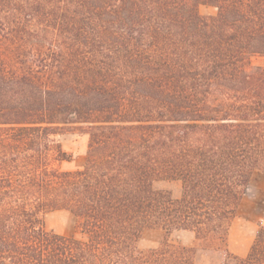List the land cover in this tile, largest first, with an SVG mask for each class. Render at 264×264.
<instances>
[{
    "label": "trees",
    "instance_id": "trees-1",
    "mask_svg": "<svg viewBox=\"0 0 264 264\" xmlns=\"http://www.w3.org/2000/svg\"><path fill=\"white\" fill-rule=\"evenodd\" d=\"M256 57L264 0H0V264H264V231L227 246L264 172ZM67 129L89 134L78 169L59 167ZM61 209L82 237L46 228ZM150 228L166 237L141 249Z\"/></svg>",
    "mask_w": 264,
    "mask_h": 264
},
{
    "label": "rangeland",
    "instance_id": "rangeland-1",
    "mask_svg": "<svg viewBox=\"0 0 264 264\" xmlns=\"http://www.w3.org/2000/svg\"><path fill=\"white\" fill-rule=\"evenodd\" d=\"M199 11L203 15L216 13V8L212 6L201 5ZM254 64L264 65V57L253 59ZM62 148L70 155L69 161H63L59 167L65 170L81 168L86 159V153L89 144V134L77 129H67L56 136ZM159 188L169 189L174 196L181 194V183L179 181H160L157 183ZM44 223L47 229L65 236L82 237L77 227V219L73 213L68 210H52L44 213ZM237 221L253 220L257 225V233L264 231V172L254 171L251 176L248 191L244 195L238 212L234 218ZM186 235L192 234L183 231H174L168 237L175 243L186 244ZM166 233L161 228H150L144 230L139 240L141 249H148L160 245ZM221 255L209 254L201 259L200 264H221Z\"/></svg>",
    "mask_w": 264,
    "mask_h": 264
},
{
    "label": "crops",
    "instance_id": "crops-1",
    "mask_svg": "<svg viewBox=\"0 0 264 264\" xmlns=\"http://www.w3.org/2000/svg\"><path fill=\"white\" fill-rule=\"evenodd\" d=\"M190 235H186V244L194 245L196 240L192 232L183 231ZM257 225L253 220H233L227 239V246L230 252L245 257L251 250L252 245L256 239Z\"/></svg>",
    "mask_w": 264,
    "mask_h": 264
}]
</instances>
